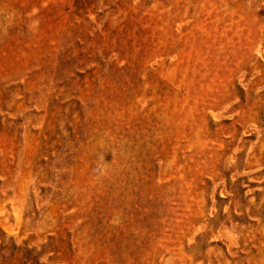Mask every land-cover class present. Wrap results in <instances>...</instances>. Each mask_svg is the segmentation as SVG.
<instances>
[{
	"label": "rangeland",
	"instance_id": "obj_1",
	"mask_svg": "<svg viewBox=\"0 0 264 264\" xmlns=\"http://www.w3.org/2000/svg\"><path fill=\"white\" fill-rule=\"evenodd\" d=\"M0 264H264V0H0Z\"/></svg>",
	"mask_w": 264,
	"mask_h": 264
}]
</instances>
